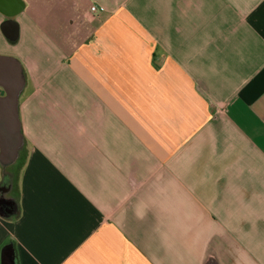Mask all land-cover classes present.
Returning <instances> with one entry per match:
<instances>
[{
    "label": "crops",
    "instance_id": "crops-1",
    "mask_svg": "<svg viewBox=\"0 0 264 264\" xmlns=\"http://www.w3.org/2000/svg\"><path fill=\"white\" fill-rule=\"evenodd\" d=\"M6 1L0 264H264V0Z\"/></svg>",
    "mask_w": 264,
    "mask_h": 264
},
{
    "label": "water",
    "instance_id": "water-1",
    "mask_svg": "<svg viewBox=\"0 0 264 264\" xmlns=\"http://www.w3.org/2000/svg\"><path fill=\"white\" fill-rule=\"evenodd\" d=\"M5 2L7 1L0 0V7H5ZM14 36L11 35V37ZM12 63H15L16 65H13ZM11 65L16 68L15 75L18 76V62L12 57L0 55V85L3 86L6 91L5 95L0 96V158L3 161L13 159L20 138L19 123L16 112V101L20 86L17 87V85L11 80L6 79L5 82L4 76H2L3 72L5 73L8 71L9 74ZM1 70L3 71L2 73ZM6 264H11L10 255L6 256Z\"/></svg>",
    "mask_w": 264,
    "mask_h": 264
},
{
    "label": "built area",
    "instance_id": "built-area-1",
    "mask_svg": "<svg viewBox=\"0 0 264 264\" xmlns=\"http://www.w3.org/2000/svg\"><path fill=\"white\" fill-rule=\"evenodd\" d=\"M98 9H99V8H98L97 5H95V4H93V5L90 6V10H91L92 12H96Z\"/></svg>",
    "mask_w": 264,
    "mask_h": 264
}]
</instances>
